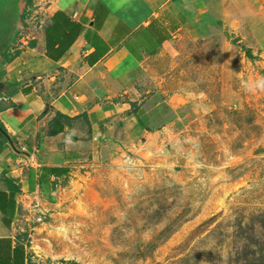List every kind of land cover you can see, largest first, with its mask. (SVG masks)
I'll list each match as a JSON object with an SVG mask.
<instances>
[{"label":"rangeland","instance_id":"374dc122","mask_svg":"<svg viewBox=\"0 0 264 264\" xmlns=\"http://www.w3.org/2000/svg\"><path fill=\"white\" fill-rule=\"evenodd\" d=\"M13 5L18 31L25 1ZM242 9L193 6L202 17L132 94L147 111L146 91L166 92L162 132L108 148L42 197V220L16 225L35 264H264V57L236 26Z\"/></svg>","mask_w":264,"mask_h":264},{"label":"crops","instance_id":"0c3cea01","mask_svg":"<svg viewBox=\"0 0 264 264\" xmlns=\"http://www.w3.org/2000/svg\"><path fill=\"white\" fill-rule=\"evenodd\" d=\"M203 2L209 0H46V25L5 54L0 69V264L35 261L32 241L16 226L25 214L24 192L38 188L53 198L83 162L162 132L161 107H171L166 92L146 91L147 111L131 105L132 94L160 56L171 58L178 31L202 17L192 8ZM217 2L244 6L233 23L264 57V0ZM178 5L191 9L179 12ZM21 155L33 161L19 171Z\"/></svg>","mask_w":264,"mask_h":264},{"label":"built area","instance_id":"2783aa9c","mask_svg":"<svg viewBox=\"0 0 264 264\" xmlns=\"http://www.w3.org/2000/svg\"><path fill=\"white\" fill-rule=\"evenodd\" d=\"M46 0H43L40 4H38L33 10L30 16L27 13L26 27L21 32V37L24 40H27L29 36H35L38 32H40L47 23L48 12L46 11ZM28 11V10H27ZM22 43V42H21ZM33 161L32 155H21L17 160V169L22 171L24 167L29 166ZM90 163V162H89ZM96 165V164H95ZM22 203L25 207V214L22 216L25 221H41V214L44 215L43 209L46 204L43 202L42 194L40 190L37 188L31 192L26 191L22 195Z\"/></svg>","mask_w":264,"mask_h":264},{"label":"flooded vegetation","instance_id":"af4514ba","mask_svg":"<svg viewBox=\"0 0 264 264\" xmlns=\"http://www.w3.org/2000/svg\"><path fill=\"white\" fill-rule=\"evenodd\" d=\"M15 1L16 0H4L0 8V16H1L0 17V65H2L1 62L4 60L5 51H7V49L11 45H13V43L16 40L20 39L21 34L24 32L23 31L22 33L18 34L14 26L16 25V21H17V17L15 16L17 12L13 5V2ZM27 8L28 5L25 3L24 10L22 13V19L24 20L25 24L27 20V10H28ZM12 19L15 20L13 22L14 28L11 26ZM6 22L7 24H9L8 26Z\"/></svg>","mask_w":264,"mask_h":264},{"label":"trees","instance_id":"16d2710c","mask_svg":"<svg viewBox=\"0 0 264 264\" xmlns=\"http://www.w3.org/2000/svg\"><path fill=\"white\" fill-rule=\"evenodd\" d=\"M26 4L29 6L31 5L32 3V0H25ZM244 52L248 55V57L251 55L250 54V50L248 48H243ZM131 105H135L133 102H131ZM137 110H133V112H136ZM57 118L58 119H65V120H69L71 119L70 117L68 116H65V115H62V114H56ZM138 117V116H137ZM167 119V118H166ZM138 120H139V117H138ZM140 123L142 124L143 122L140 120ZM148 129V127H146ZM62 130V127H57L55 128L54 130L50 131V135H54L56 133H58L59 131ZM0 132H2L4 135H5V131L4 130H0ZM71 264H77L76 262H70ZM28 264H35L34 262H32L31 260L28 261Z\"/></svg>","mask_w":264,"mask_h":264},{"label":"water","instance_id":"95a60500","mask_svg":"<svg viewBox=\"0 0 264 264\" xmlns=\"http://www.w3.org/2000/svg\"><path fill=\"white\" fill-rule=\"evenodd\" d=\"M21 20H22V22H21L20 28H19L18 31H17L18 34H20L19 32H20L22 29H25V27H26V24L24 23V20L22 19V17H21ZM23 23H24V24H23Z\"/></svg>","mask_w":264,"mask_h":264}]
</instances>
